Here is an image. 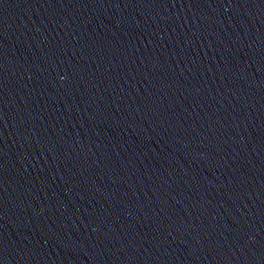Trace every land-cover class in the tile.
<instances>
[{"label": "water", "instance_id": "95a60500", "mask_svg": "<svg viewBox=\"0 0 264 264\" xmlns=\"http://www.w3.org/2000/svg\"><path fill=\"white\" fill-rule=\"evenodd\" d=\"M0 264H264V0H0Z\"/></svg>", "mask_w": 264, "mask_h": 264}]
</instances>
